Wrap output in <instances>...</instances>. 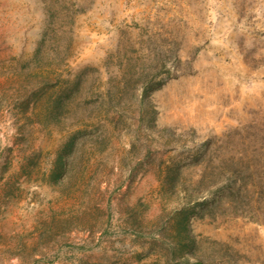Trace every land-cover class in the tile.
<instances>
[{
  "label": "rangeland",
  "instance_id": "rangeland-1",
  "mask_svg": "<svg viewBox=\"0 0 264 264\" xmlns=\"http://www.w3.org/2000/svg\"><path fill=\"white\" fill-rule=\"evenodd\" d=\"M217 176L264 183V0H0V264H264Z\"/></svg>",
  "mask_w": 264,
  "mask_h": 264
},
{
  "label": "trees",
  "instance_id": "trees-1",
  "mask_svg": "<svg viewBox=\"0 0 264 264\" xmlns=\"http://www.w3.org/2000/svg\"><path fill=\"white\" fill-rule=\"evenodd\" d=\"M212 184L217 186L218 193L207 204L208 211L224 210L234 212L238 208H242L254 214L250 201L245 198L249 197V193H252V196L257 193L258 197L264 195V183L245 181L238 177L230 176L221 179V176H217L212 180ZM252 196L250 195V199Z\"/></svg>",
  "mask_w": 264,
  "mask_h": 264
}]
</instances>
